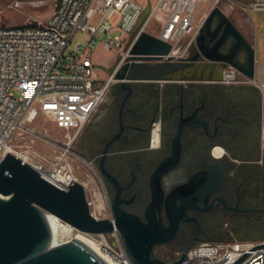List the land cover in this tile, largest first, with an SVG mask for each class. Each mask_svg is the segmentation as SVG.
Returning <instances> with one entry per match:
<instances>
[{"label":"flooded vegetation","instance_id":"1","mask_svg":"<svg viewBox=\"0 0 264 264\" xmlns=\"http://www.w3.org/2000/svg\"><path fill=\"white\" fill-rule=\"evenodd\" d=\"M195 51L192 44L186 56ZM159 64L128 88L112 85L76 142L109 209L114 201L123 221L122 211L160 220L149 230L170 239L156 251L233 233L264 240V96L254 83L220 82L222 64ZM217 147L224 156L218 191Z\"/></svg>","mask_w":264,"mask_h":264},{"label":"built area","instance_id":"2","mask_svg":"<svg viewBox=\"0 0 264 264\" xmlns=\"http://www.w3.org/2000/svg\"><path fill=\"white\" fill-rule=\"evenodd\" d=\"M22 1L15 0L10 6L20 8ZM142 1L54 0L53 12L43 22L0 25V162L13 150L14 134L27 130L32 141L43 140L58 154L53 159L35 151L16 156L62 190H68L72 180L80 182L85 192L89 189L90 197L86 196V200L96 219L114 220L105 202L104 190L94 185L98 177L93 162L81 156L74 145L116 82L113 73L126 62L131 46L152 20L157 21L160 30L151 33L169 42L172 50L183 47L177 56H186L206 16L224 0H146L145 5ZM234 5L242 12L264 9L263 1L234 0ZM79 30L88 33L87 42L71 45ZM113 30L123 35L113 37ZM183 36L188 38L185 43L181 40ZM99 44L118 51L114 69L104 80L97 77L92 59ZM166 58L167 55H148L133 61L154 64L164 63ZM219 81L256 84L230 64L222 69ZM39 116L63 130L60 141L50 139L47 128L38 133L28 127ZM262 122L264 132V100ZM58 223L65 222L58 218ZM99 235L102 238L97 243L113 263L135 264L128 257L116 228L109 234ZM263 243L264 240L237 238L200 241L186 251L188 259L182 264H234L244 254L247 256L238 264H264ZM182 253L181 249L165 250L161 258L173 262L179 260Z\"/></svg>","mask_w":264,"mask_h":264},{"label":"water","instance_id":"3","mask_svg":"<svg viewBox=\"0 0 264 264\" xmlns=\"http://www.w3.org/2000/svg\"><path fill=\"white\" fill-rule=\"evenodd\" d=\"M194 46V54L177 56L181 54L180 48L172 50L169 42L143 31L131 46L126 62L113 73L114 84L128 88L132 82L146 79L141 70L160 64L135 62L133 59L148 55H167L166 64L174 68L201 62L230 64L254 80L256 57L253 45L220 6H215L206 16ZM223 158L222 153L216 158V191L224 176L220 168ZM69 185L68 190H62L15 154H5L0 162V264H107L76 238L51 245L74 228L93 234H109L116 228L123 238L128 257L135 264H182L188 259L186 251L191 246L179 248L183 253L179 260L173 262H166L157 255L155 245L170 238L149 230L163 225L153 214H147V222L144 223L138 216L122 211L123 221L116 203L112 201L114 220L96 219L90 213L84 186L73 180ZM184 213L181 212L172 225L171 234L178 229ZM48 214L65 223L52 231ZM246 256L244 254L234 264Z\"/></svg>","mask_w":264,"mask_h":264},{"label":"rangeland","instance_id":"4","mask_svg":"<svg viewBox=\"0 0 264 264\" xmlns=\"http://www.w3.org/2000/svg\"><path fill=\"white\" fill-rule=\"evenodd\" d=\"M14 1L15 0H0V25L10 26V25H23L29 23L43 22L52 14L54 9V0H30V1L23 0L21 2L22 6L17 9L10 6V4L13 3ZM141 4L145 5L146 0H143ZM148 11L149 9L147 8V10L145 11V15L148 13ZM224 11L233 21L236 20V15L233 13V11H230L228 8H226V10ZM114 19L116 20V18ZM159 28L160 27L157 25V21L152 20L145 31L150 33L151 32L157 33L160 30ZM111 34L113 37L115 35H120V36L123 35L122 32L119 30H113ZM88 38L89 35L87 32L79 30L74 34L71 45H73L78 41H80L83 45L87 42ZM181 40L183 43H185L188 40V38L187 36H183ZM183 49L184 48L182 47L181 53ZM117 58H118V51L116 50V48L106 49L103 47L102 44L97 45L92 55V59L95 65V71L97 77L100 80H104L105 78L111 75ZM256 85L258 86L259 90L264 96V90L262 89V86L258 83H256ZM28 127L36 130L38 133L43 132L44 128H47L49 131L50 139L56 141H60V138L63 137V133H64L63 130L57 128L51 120L45 119L42 116H39ZM12 145L14 152L11 153L15 155L18 153L17 155H20V157L26 154H33L34 151L45 155L49 159L55 158V155L58 154L57 150L47 142L40 139H35L34 141H32V136L27 132V130L17 131L13 136ZM74 147L75 150L79 152L77 143H75ZM78 174L81 177H83L84 175L81 171H78ZM94 185H96L97 188L101 189L97 180L95 181ZM86 196L90 197L89 189L86 190ZM79 233L80 231L74 228L66 233V235L63 237V240L68 241L74 238V236ZM86 236L93 239L96 242H99L102 238L101 235L93 234V233H86ZM235 237L236 238L238 237L236 233H233L232 235L228 234L225 240L232 239ZM156 253L158 256L161 257L162 255H164L165 250L159 249L156 251Z\"/></svg>","mask_w":264,"mask_h":264},{"label":"crops","instance_id":"5","mask_svg":"<svg viewBox=\"0 0 264 264\" xmlns=\"http://www.w3.org/2000/svg\"><path fill=\"white\" fill-rule=\"evenodd\" d=\"M243 1L247 3L252 1L264 2V0ZM221 6L223 10L228 8L230 11H233L236 15V20L234 21L236 26L252 43L256 57L254 81L260 84L264 90V9L242 12L235 7L234 0H224L220 4Z\"/></svg>","mask_w":264,"mask_h":264},{"label":"bare ground","instance_id":"6","mask_svg":"<svg viewBox=\"0 0 264 264\" xmlns=\"http://www.w3.org/2000/svg\"><path fill=\"white\" fill-rule=\"evenodd\" d=\"M11 152H14L13 150ZM222 150L217 147L216 148V155L219 156L221 154ZM18 154V153H17ZM16 154V155H17ZM20 156V155H18ZM48 222L51 226L52 231L56 228H58L59 226H61L58 223V218L52 214H48ZM66 234H64L63 236L59 237L58 239L54 240L51 245L52 246H56L59 245L63 242H66L65 240H63V237ZM74 238L78 239L79 241H81L83 244H85L89 249H91L96 255H98L103 261H105L107 264H115L111 261V259L103 252L102 248L99 246V244L94 241L93 239L89 238L86 236V233L81 232L77 235L74 236Z\"/></svg>","mask_w":264,"mask_h":264}]
</instances>
